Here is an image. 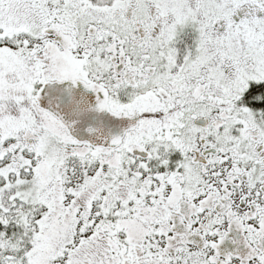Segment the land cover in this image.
<instances>
[{
    "label": "flooded vegetation",
    "instance_id": "af4514ba",
    "mask_svg": "<svg viewBox=\"0 0 264 264\" xmlns=\"http://www.w3.org/2000/svg\"><path fill=\"white\" fill-rule=\"evenodd\" d=\"M263 25L264 0H0V41L29 37L0 44V134L44 139L83 199L47 263L264 264V122L245 98L264 46L236 44ZM46 82L107 92L120 142L72 136L36 100Z\"/></svg>",
    "mask_w": 264,
    "mask_h": 264
},
{
    "label": "rangeland",
    "instance_id": "374dc122",
    "mask_svg": "<svg viewBox=\"0 0 264 264\" xmlns=\"http://www.w3.org/2000/svg\"><path fill=\"white\" fill-rule=\"evenodd\" d=\"M92 1L104 4L110 0ZM244 34L237 37L238 46L246 49L248 46L255 47L258 42L264 46V25L257 34ZM26 38L29 39L27 35L3 41L1 39L0 44L14 51ZM32 41L31 39L30 43ZM5 60L6 57L0 55V91L7 95L10 84L5 81V76L7 73L11 75V70L4 66ZM10 78L13 80L12 76ZM262 80L264 77L253 79L256 82ZM262 120L264 122L263 118ZM0 136V208L9 210L8 217L17 221L22 228L21 233L30 242L29 249L23 254L24 259L16 264H49L47 256L51 246L50 238H54L53 235L58 230L60 215H76L83 205L81 191L70 188L74 177H57L59 175L57 169L53 168L54 161L45 153L44 139L35 141L32 136L25 135V131L16 130V126ZM96 204L94 203L92 211L98 210V203ZM20 239L19 236L18 240ZM2 240L4 235L1 236L0 244L12 254L21 250L19 244H6ZM66 255L65 252L64 257Z\"/></svg>",
    "mask_w": 264,
    "mask_h": 264
},
{
    "label": "water",
    "instance_id": "95a60500",
    "mask_svg": "<svg viewBox=\"0 0 264 264\" xmlns=\"http://www.w3.org/2000/svg\"><path fill=\"white\" fill-rule=\"evenodd\" d=\"M36 100L58 116L80 141L113 147L121 140L124 129L118 125V116L108 110L107 92L96 84L46 82Z\"/></svg>",
    "mask_w": 264,
    "mask_h": 264
},
{
    "label": "trees",
    "instance_id": "16d2710c",
    "mask_svg": "<svg viewBox=\"0 0 264 264\" xmlns=\"http://www.w3.org/2000/svg\"><path fill=\"white\" fill-rule=\"evenodd\" d=\"M248 91H253L254 94L247 96L249 104L257 108L262 118L264 119V81L253 83L249 86ZM9 210L0 208V243L1 236L4 235L6 244L20 245L21 250L15 251L16 254H12L6 248H3L0 244V264H16L19 260L24 259L23 254L29 249L30 242L26 240L21 233L22 228L15 219L9 218ZM19 236L21 237L18 240Z\"/></svg>",
    "mask_w": 264,
    "mask_h": 264
}]
</instances>
